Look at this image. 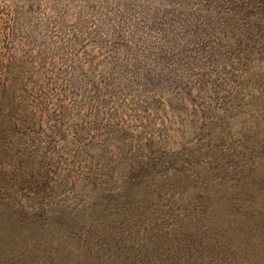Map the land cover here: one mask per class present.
Segmentation results:
<instances>
[{"label": "rangeland", "instance_id": "374dc122", "mask_svg": "<svg viewBox=\"0 0 264 264\" xmlns=\"http://www.w3.org/2000/svg\"><path fill=\"white\" fill-rule=\"evenodd\" d=\"M0 264H264V0H0Z\"/></svg>", "mask_w": 264, "mask_h": 264}]
</instances>
